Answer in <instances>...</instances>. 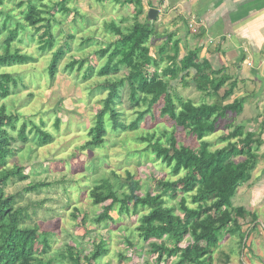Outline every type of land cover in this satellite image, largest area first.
Here are the masks:
<instances>
[{
	"label": "rangeland",
	"instance_id": "obj_1",
	"mask_svg": "<svg viewBox=\"0 0 264 264\" xmlns=\"http://www.w3.org/2000/svg\"><path fill=\"white\" fill-rule=\"evenodd\" d=\"M28 1L5 0L0 7V21L9 20L10 29L20 30V39L13 43V49L34 58L29 64L1 69L2 73L16 75L21 80L18 90L1 103L8 107L11 114L21 118L18 129L23 123L33 121L40 124L43 120L47 130L56 135V141L40 150L35 136L31 135L28 143L20 144L9 167L24 168V173L30 179L12 182L7 193L22 191L18 207L25 210L24 226L37 230L38 252L46 259L69 264V260L63 257L67 254V247L74 248L75 253L85 258L104 243L107 252L96 264H157V255L150 252L149 243L138 235L141 215L133 213V204L125 214L119 213L120 206L117 205L111 212L114 221L100 223L98 218L112 202L95 205L91 192L107 179L122 198L124 194H129V176H132L140 183L141 196L162 194L167 207L175 208L176 214L183 217L184 213L180 210L182 198H186L191 208L197 207L193 201L194 193L188 194L181 189L184 173L175 174L172 167L147 148L148 144L141 137L148 132L158 137L164 133H175L179 144L195 149L200 147L202 141L189 131L177 128L167 117L162 118L160 107H156L152 113L155 118L147 117L139 130L123 133L111 131L105 145L99 148L85 147V137L89 136V130L96 124L97 113L103 108L108 95L103 86L109 80L120 81L127 75L125 70L110 77L98 75L107 62V57L99 55L100 50L119 39L111 31L110 25L115 24L126 35L136 21L142 24L145 21L138 16L136 7L128 11L123 0H71L64 12L59 6L61 0H33L40 9L50 10L52 15L46 17L53 22L55 43L53 48L43 51L40 36L45 29L39 32L34 28H22L27 25L25 14ZM163 34V37L167 35ZM6 37L7 33L1 42ZM163 41H149L147 46L153 56ZM59 48L64 49L65 56L60 62L55 81H51L48 68ZM83 61L85 66L81 70L79 66L72 67ZM167 64L166 59L162 65L166 67ZM176 91L183 98H190L196 103L202 101L201 93L194 87L185 88L182 82L177 83ZM122 97L116 103L117 110L124 113L123 121L130 123L137 118V111L131 109L128 93L124 90ZM136 109L145 108L141 105ZM238 122V118L229 113L227 121L221 122L217 133L204 141L209 142L212 151L225 147L228 143L221 138L229 133L227 126H236ZM165 182L178 184L174 187L177 188L176 192L166 193L163 190ZM40 184L43 186L38 190L25 191L29 186ZM233 205L246 210L241 225L242 233H248L246 239L249 240L242 241L239 235L233 239L227 236V240L212 256L211 264H264V160L258 161L251 181L239 188ZM147 212L146 209L142 210V215ZM44 238L50 245L47 254L42 245ZM187 244L184 243L183 247ZM224 255H228L230 261ZM173 261L171 259L161 264H172Z\"/></svg>",
	"mask_w": 264,
	"mask_h": 264
},
{
	"label": "trees",
	"instance_id": "obj_2",
	"mask_svg": "<svg viewBox=\"0 0 264 264\" xmlns=\"http://www.w3.org/2000/svg\"><path fill=\"white\" fill-rule=\"evenodd\" d=\"M69 1L61 0L59 6L63 12ZM4 3L5 0H0V7ZM125 4H136L138 16L142 15V10L138 8L139 1L127 0ZM49 11H43L33 0H29L25 14L27 25L22 27L34 28L39 32L45 29L40 36L43 51L53 48L55 43ZM8 21H0V264H60L39 254L37 230L24 226L25 210L18 207L22 191L7 193L12 182H26L30 179L24 173V168L9 167L20 144L28 143L31 135L35 136L40 150L56 141V135L47 130L43 120L40 124L33 121L23 123L18 129L21 118L11 114L8 107L1 103L18 90L21 83L18 76L2 73L1 69L34 61L33 57L22 54L21 50L13 49V43L21 35L19 29H10ZM156 21L149 18L143 24L136 21L126 35L115 24L110 25L111 31L119 39L100 50L99 55L107 57V62L98 75L110 77L123 70L127 71V75L120 81L109 80L103 86L108 95L103 108L97 113L96 124L89 130V136L85 137V147L99 148L105 145L111 131L123 133L139 130L147 117L155 118L152 115L154 108L160 107L161 117H167L177 128L193 134L202 141L200 147L195 149L179 144L175 133H164L158 137L148 132L141 137L142 141L157 154L159 160L172 167L175 174L184 173V178L179 182L182 184L181 189L188 194L194 193L193 201L197 207L191 208L186 198H182V217L176 214L175 208L167 207L162 194L141 196L140 183L132 176H129V194H124L122 198L107 179L91 192V198L95 205L112 202L98 218L100 223L114 221L111 212L117 205L120 206L119 213L125 214L129 212L130 204H133V213L141 215L137 226L138 235L145 243H149L150 252L157 255V264L171 259H174L172 264H211L212 256L221 248L227 236L233 239L239 235L242 241L249 240L246 239L248 233H242L241 225L246 210L243 207L235 208L233 201L239 188L251 181L258 161L264 159V144L260 135L249 131L248 127L228 125L229 133L221 138L228 144L214 151L210 149L209 142L204 139L217 133L221 122L227 121L229 113L238 118L244 112L243 100L232 101L239 81L233 80L225 70H213L210 63L201 60L194 51H189L187 56L178 61V43L171 49V41L168 40L153 56L147 44L152 39L156 41L155 38L160 35L155 26ZM6 33V39L1 42ZM64 56L63 48L53 54L48 68L51 81H55ZM165 58L168 62L166 67L162 65ZM75 66L81 70L85 61L72 65ZM178 82H182L185 88L194 87L203 95L202 101L196 103L180 96L176 91ZM123 90L128 93L131 109L137 111V118L130 123L123 121L124 113L117 110L116 103L123 99ZM141 105L144 110L136 109ZM28 131H31L30 134ZM177 185L165 182L163 190L173 194ZM40 186L43 185L29 186L25 191L29 193L38 190ZM144 209L148 212L142 215ZM186 242L187 246L183 247ZM42 245L47 254L49 241L44 238ZM246 246L247 243L244 244ZM106 252L104 243H101L91 256L83 258L75 253L74 248L67 247V254L63 257L69 260V264H96ZM225 257L230 261L228 255Z\"/></svg>",
	"mask_w": 264,
	"mask_h": 264
},
{
	"label": "crops",
	"instance_id": "obj_3",
	"mask_svg": "<svg viewBox=\"0 0 264 264\" xmlns=\"http://www.w3.org/2000/svg\"><path fill=\"white\" fill-rule=\"evenodd\" d=\"M137 1L145 22L151 10L159 12L155 40L171 41V49L178 43V61L194 51L213 70L239 81L232 99L245 102L238 125L260 135L264 144V0Z\"/></svg>",
	"mask_w": 264,
	"mask_h": 264
},
{
	"label": "water",
	"instance_id": "obj_4",
	"mask_svg": "<svg viewBox=\"0 0 264 264\" xmlns=\"http://www.w3.org/2000/svg\"><path fill=\"white\" fill-rule=\"evenodd\" d=\"M158 14H159V12L157 10H154V9L151 10L149 12V18H150V20H156L158 18Z\"/></svg>",
	"mask_w": 264,
	"mask_h": 264
}]
</instances>
